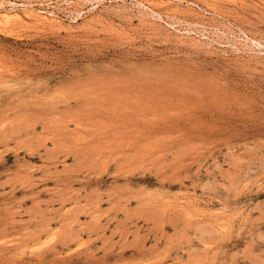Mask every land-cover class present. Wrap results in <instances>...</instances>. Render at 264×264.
<instances>
[{"label":"rangeland","instance_id":"374dc122","mask_svg":"<svg viewBox=\"0 0 264 264\" xmlns=\"http://www.w3.org/2000/svg\"><path fill=\"white\" fill-rule=\"evenodd\" d=\"M6 11L0 264H264V0Z\"/></svg>","mask_w":264,"mask_h":264},{"label":"bare ground","instance_id":"6f19581e","mask_svg":"<svg viewBox=\"0 0 264 264\" xmlns=\"http://www.w3.org/2000/svg\"><path fill=\"white\" fill-rule=\"evenodd\" d=\"M170 2H172V1H170ZM25 4V3H24ZM27 5V4H26ZM25 7H28V6H25ZM31 8V7H30ZM29 9V8H28ZM30 10V9H29ZM24 11H26V10H24ZM34 12V11H33ZM25 13V12H24ZM31 13H32V11L31 12H28L27 11V14L26 15H28V16H30L31 15ZM50 13V12H49ZM53 13V12H52ZM35 14V13H34ZM51 14V13H50ZM11 15H13V14H11L10 12H1L0 13V19H4V20H8L10 17H11ZM31 17V16H30ZM48 17V16H47ZM15 18V17H14Z\"/></svg>","mask_w":264,"mask_h":264}]
</instances>
